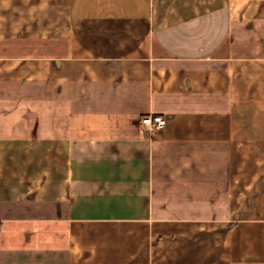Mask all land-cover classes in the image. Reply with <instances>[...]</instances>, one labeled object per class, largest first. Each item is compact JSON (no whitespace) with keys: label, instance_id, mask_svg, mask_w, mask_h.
Instances as JSON below:
<instances>
[{"label":"crops","instance_id":"0c3cea01","mask_svg":"<svg viewBox=\"0 0 264 264\" xmlns=\"http://www.w3.org/2000/svg\"><path fill=\"white\" fill-rule=\"evenodd\" d=\"M0 264H264V0H0Z\"/></svg>","mask_w":264,"mask_h":264},{"label":"built area","instance_id":"2783aa9c","mask_svg":"<svg viewBox=\"0 0 264 264\" xmlns=\"http://www.w3.org/2000/svg\"><path fill=\"white\" fill-rule=\"evenodd\" d=\"M140 123L150 131H160L166 124L165 118L160 114L143 116Z\"/></svg>","mask_w":264,"mask_h":264},{"label":"rangeland","instance_id":"374dc122","mask_svg":"<svg viewBox=\"0 0 264 264\" xmlns=\"http://www.w3.org/2000/svg\"><path fill=\"white\" fill-rule=\"evenodd\" d=\"M152 115H154V114H152ZM148 116V115H147Z\"/></svg>","mask_w":264,"mask_h":264}]
</instances>
